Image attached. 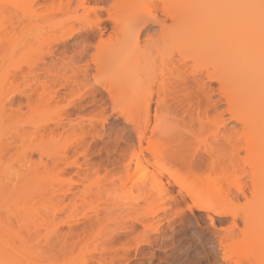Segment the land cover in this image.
<instances>
[{
  "label": "rangeland",
  "instance_id": "rangeland-1",
  "mask_svg": "<svg viewBox=\"0 0 264 264\" xmlns=\"http://www.w3.org/2000/svg\"><path fill=\"white\" fill-rule=\"evenodd\" d=\"M88 1L87 10L74 11L77 0H0V238L9 236L15 246L0 253V264H229L231 239L245 230L240 216L261 199L251 194L252 153L240 141L221 138L237 137L243 124L234 119L218 82L206 77L218 49L186 60L181 71L189 77L185 86L198 112H175L158 104L157 84L134 69L148 68L159 56L157 47L171 45L170 37L147 42L141 34L136 41L133 31H125L132 15L160 9L164 0L98 2L101 18L112 13L120 25L102 41L86 39L98 20L89 9L98 4ZM195 2L217 12L227 4L181 0V8ZM236 13L244 18L247 12ZM150 30L158 32L157 26ZM240 40L236 31L229 45ZM118 45L129 47L128 53H112ZM83 46L84 58L95 65L87 78L66 63ZM183 50L193 54L185 45ZM49 51L65 60L46 77L39 96L41 63L36 64L41 56L47 62L54 58ZM226 86L235 96L233 83ZM137 97L150 98L148 118L135 107ZM159 144L181 153L203 176H218L239 215L189 211L195 179L179 159L151 158ZM211 150L221 153L216 158L221 168L211 165ZM134 153L143 164L129 173ZM55 231L58 237L51 235ZM62 238L65 253L55 251Z\"/></svg>",
  "mask_w": 264,
  "mask_h": 264
},
{
  "label": "bare ground",
  "instance_id": "bare-ground-1",
  "mask_svg": "<svg viewBox=\"0 0 264 264\" xmlns=\"http://www.w3.org/2000/svg\"><path fill=\"white\" fill-rule=\"evenodd\" d=\"M106 1L94 0L97 4L98 2L103 3ZM112 1L115 2L116 0ZM226 1L225 8L217 12L206 3L195 2L191 8L183 10L181 8V0H164L160 9L153 10L149 8L146 11L132 15L131 26H126L125 31H133L136 41L141 34L145 36L147 42H153L159 37H170L171 45L157 47L159 52L157 59L152 61L148 68H143L139 65L134 67L135 74L140 77L142 73L149 82L157 84L158 104L171 107L175 112L180 111L186 115L195 111L198 112V107L194 106L192 102L188 85L185 86L189 81V77L184 76L181 70L186 65V60L190 59V57L195 60V55L197 57L207 55L213 48L218 49V56L211 61L209 60L212 71L207 70L206 77L208 80L214 79L218 82L219 90L227 98L228 103L231 102V109L235 111L233 114L234 119L243 124V131L237 137L225 135L221 138L228 144L240 141L244 150L252 153V156L249 157L251 166L249 182L253 189L251 194L256 200H263H259L261 202L256 201L257 203L254 206L251 205L247 212L241 214L240 217L245 230L239 237L231 239L233 251L231 250L232 254L229 259L228 257L226 259H228L229 264H264V0ZM167 2L171 3L172 8ZM88 3H90L88 0H77L74 11L78 8L87 10L90 5ZM89 9L97 14L98 20L93 25L91 32L86 33V39L91 40L96 37L99 41H102L105 35L115 34L120 29V25L116 22L112 13H108L101 18L103 6L98 4L90 6ZM240 10L247 12L244 18L237 16L236 12ZM220 15L226 16L221 19V23L211 26L210 22ZM169 20L170 22H168ZM152 26H157L158 32L153 33L152 31L150 33ZM172 26L174 28L169 33L168 30ZM236 31L241 35V40L235 44L232 43L230 46L229 38ZM184 45L193 54L190 56L185 54ZM128 51L129 47L122 45L114 46L112 49V53L115 55H123L128 53ZM85 52L86 48L83 46L76 56L70 55L66 61L67 64L70 63L76 68L82 78H87L95 68L91 61L84 58ZM47 55L54 57V54L50 51L47 52ZM250 56L256 57L253 63L242 68L234 66L236 61ZM64 60L63 54L50 59L48 62L45 61L43 56L38 59L36 66L39 63L41 64L37 67L39 68L36 74L38 85L35 89L39 96L44 91L46 77L51 74L52 70L63 64ZM214 68L219 69L221 72H217ZM193 71H195V68H193ZM229 81L230 88L233 83L235 96H232L227 89L226 84L229 85ZM202 83L205 84L204 81ZM122 91L128 92L126 88H123ZM134 101L138 111L143 113L145 118H148L150 98L137 97ZM238 111H246L248 115L243 116ZM144 123L147 124V119ZM180 154L167 145L162 144L155 145L150 150L151 158L158 157L161 160L179 159L185 172L192 174L194 177L195 184L190 192V196L194 198L192 205L188 207L189 211L193 212L194 209H197L210 211L215 215L229 213L235 219L234 217L239 215V213L231 207L232 203L228 189L221 183L220 178L218 176L211 177L210 175L203 176L199 171L195 170L191 162L186 163L183 158H179ZM220 154L216 150L208 152L207 155L212 159L211 165L215 164V166L221 168L216 163V158ZM235 162L236 159H234ZM229 163L231 164L233 161L231 160ZM142 164L143 160L139 159L138 155L134 153L129 173H133ZM127 201L130 203L126 202L128 203L127 205L131 207L132 200L129 201L127 199ZM208 218L211 221L213 219L212 216H208ZM51 235L58 237L56 231ZM19 236L17 234V237ZM44 240L48 244L53 243L52 236H44ZM59 241L61 245L55 244L58 246L55 251L64 252L66 240L64 241V238H62ZM11 242L9 236L6 239L0 238L1 255L7 253L9 249L11 251L15 250V246Z\"/></svg>",
  "mask_w": 264,
  "mask_h": 264
}]
</instances>
